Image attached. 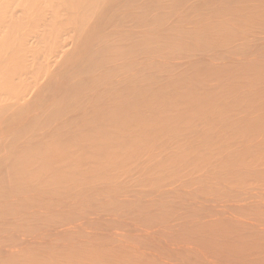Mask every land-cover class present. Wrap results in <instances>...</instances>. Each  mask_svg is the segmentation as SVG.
Here are the masks:
<instances>
[{"label": "bare ground", "instance_id": "bare-ground-1", "mask_svg": "<svg viewBox=\"0 0 264 264\" xmlns=\"http://www.w3.org/2000/svg\"><path fill=\"white\" fill-rule=\"evenodd\" d=\"M0 264H264V0H0Z\"/></svg>", "mask_w": 264, "mask_h": 264}]
</instances>
